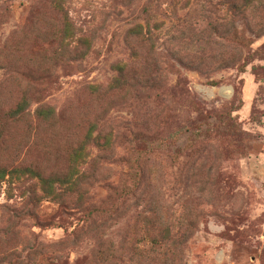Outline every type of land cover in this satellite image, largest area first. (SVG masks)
<instances>
[{"label": "rangeland", "instance_id": "374dc122", "mask_svg": "<svg viewBox=\"0 0 264 264\" xmlns=\"http://www.w3.org/2000/svg\"><path fill=\"white\" fill-rule=\"evenodd\" d=\"M138 23L151 30L161 84L99 102L90 87L130 61ZM0 54V164L12 171L0 188V264H156L137 258L150 237L133 234L154 200L182 242L174 264H264V0H0ZM22 93L27 112L10 120ZM43 106L57 122L36 118ZM88 122L111 146H88L80 200L58 184L52 199L26 169L66 171ZM136 135L154 152L134 186L125 160ZM114 186L132 192L112 216L91 217L112 208Z\"/></svg>", "mask_w": 264, "mask_h": 264}, {"label": "trees", "instance_id": "16d2710c", "mask_svg": "<svg viewBox=\"0 0 264 264\" xmlns=\"http://www.w3.org/2000/svg\"><path fill=\"white\" fill-rule=\"evenodd\" d=\"M56 10L65 18L64 28L60 30L61 39L64 40L63 37L69 36L70 23L64 8L58 5L56 6ZM154 42L150 28L144 30V26L140 23L132 26L126 35V44L130 50V61L117 63L114 67L115 76L107 86H92L90 87V94L98 97L99 102H111L117 96H122L123 100L126 101L130 98H139L141 92L145 90L157 88L161 84L164 67L159 61ZM0 59L5 60L7 57L1 56L0 54ZM243 69L244 68H240V71ZM15 105V108L9 112V119L13 121L21 119V117L25 115L27 112V105H30V101L27 96L22 93L19 95ZM36 118L41 122L51 124L58 121L55 109L50 106L40 107L36 112ZM82 118H86L85 115H83ZM100 133L101 131L98 130V125L96 123L88 122L85 133L76 141L74 146H71L66 171L59 174H41L40 172H36L35 169H26V171L39 178L42 191L52 199H58L59 196H62L60 194L61 192H59V187H56V184H58L59 186L66 187L68 193L77 194L80 200L83 196V193H81V184L84 179L83 175H85V173H80V168L88 163V146L102 149H109L111 146L110 134L101 135ZM137 136L139 135L134 137ZM134 140H138L139 143L133 145L130 142L128 144V151L131 157L125 160V162L128 164V176L134 186H137L141 184V180L144 179V174L139 167L144 161V158L151 155L154 151L153 148L151 149L152 143L145 139V137L139 136ZM140 143L142 145H147L149 149L141 148L142 145L140 146ZM11 172L12 171H9L8 168L0 164V188L6 176ZM115 187L116 186L110 188L112 194L110 193L108 196V198L113 201L112 208L105 209L95 207L88 212L91 217H95L97 214L107 215L108 217L112 216L117 212V204L120 199H125L132 192L127 186H122L118 189ZM155 201L156 200H154V202H147L150 208L144 212H147L148 215L141 220L144 212L139 214L137 223L133 227L134 236H144L145 232V234L150 237L149 247L145 250H141L137 254V258L146 261L155 256V258L157 257L156 264H174L173 257L180 252L178 247H180L182 242L174 240L170 227H162L159 215V213H161L159 210L161 206ZM153 215L156 217L153 218ZM168 257H170V259H168Z\"/></svg>", "mask_w": 264, "mask_h": 264}]
</instances>
